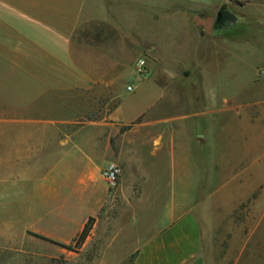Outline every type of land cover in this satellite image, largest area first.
<instances>
[{
    "label": "crops",
    "instance_id": "1",
    "mask_svg": "<svg viewBox=\"0 0 264 264\" xmlns=\"http://www.w3.org/2000/svg\"><path fill=\"white\" fill-rule=\"evenodd\" d=\"M227 2L0 0V199H6V203L13 201L15 193L28 192L29 186L45 185L48 181L58 186H77L78 180L88 181L106 167L107 164H76L78 136L88 133L85 127H78V94L86 95L98 85L108 87L122 70L125 56L139 42L122 24L134 25L142 16L150 24H157L160 18L184 16L188 43L181 57L193 58L181 59L177 66H195L204 72L203 58L208 52H221L222 40L227 39L229 47L237 45L236 33H224L222 25L226 22L216 21L218 11ZM259 2L251 0V9H262ZM228 13L233 17L229 23L235 25L240 21L238 15ZM141 44L148 48V63L155 68L165 66L172 58L168 53L162 54V43L157 37L139 42L135 48L140 50ZM121 102L115 110L120 125L135 121L154 104L124 118ZM189 119H193L192 115L151 122L157 128L149 131L154 136L149 154H161L158 181L155 177L157 188L146 200L152 202L148 208L155 219L137 237L131 264H249L245 261L247 254H235L233 238L227 242L215 240L210 226L206 228L200 217L214 184L222 186L221 191L230 185L227 195L220 192L218 199L234 207L247 199L248 193H242L239 186L253 184L250 172L252 164L257 163L253 161L254 154L258 164L264 165V155L256 153L264 143V124L254 132L249 120L243 122L240 130L248 129L245 145L230 155L227 163L218 159L214 172L224 164L240 166L233 169L231 176L218 177L213 173L208 176L204 164L191 166L184 156V164L178 160L179 148L191 149L189 138L197 137V151L207 152L208 143L204 141L209 142V132L200 128L192 136ZM139 125L144 124L136 123L122 133L121 145L125 146L127 141V146L118 156L123 173L118 192L125 201H143L145 194L138 166L142 164V154L134 151L131 139L140 133L141 145L144 142ZM214 135L212 132L213 138ZM212 148L216 151L214 145ZM97 184L102 186L101 181ZM259 261L264 264V257Z\"/></svg>",
    "mask_w": 264,
    "mask_h": 264
},
{
    "label": "rangeland",
    "instance_id": "2",
    "mask_svg": "<svg viewBox=\"0 0 264 264\" xmlns=\"http://www.w3.org/2000/svg\"><path fill=\"white\" fill-rule=\"evenodd\" d=\"M227 1L226 10L238 15L240 21L235 25L228 21L220 24L226 22L222 25L224 33H236L237 45L232 48L227 39L222 40L221 52L215 55L208 52L203 58L206 59L204 72L195 66H177L181 59L193 58L181 57L188 43L184 16L160 18L157 24H150L142 16L136 24L122 26L133 32L139 42L157 37L162 43V54L168 53L172 58H168L165 66L155 68L148 63V48H142L141 44L140 50L136 49L139 45L136 42L125 56L122 70L115 74L108 87L98 85L86 95L78 94V127H85L88 133L78 136L76 164L104 165L113 161L122 169L118 156L127 146V141L125 146L121 145L122 133L136 123L144 124L139 125L144 132L142 145L140 133L131 138L134 151L142 154V164L138 166L145 192L143 201H125L118 192L120 182L114 190L106 189L101 170L88 181L78 180L77 186H58L51 181L29 186L28 192L15 193L13 201L6 203V199H0V264H131L137 237L142 236L147 224L155 219L148 208L152 202L146 200L157 188L155 177L160 173L161 154H149V144L154 139L149 131L157 128L151 122L168 118L180 120L192 115L193 119H189L191 135L197 134L200 128L209 132V142L204 141L208 143L207 152L197 151V137L189 138L191 149H178L181 164H184V156L191 166L204 164L208 176L213 173L218 177L231 176L233 169L240 166L224 164L214 172L218 159L226 162L245 145L248 129L240 130L245 120L252 123L254 132L260 131L259 125L264 124V22L260 23L264 21V0H260L262 9L258 10L251 9V0ZM243 5L245 7L241 8ZM248 19H253V23ZM139 59L148 66L145 78H138L134 71ZM130 84L136 89L127 94L124 89ZM120 102L124 118H131L147 105L154 104L135 121L120 125L115 115ZM256 153L264 155V143ZM256 158L254 154L253 161L257 163L252 164L250 172L253 184L239 186L242 193H248L247 199L234 207L218 199L220 192L227 195L230 185L221 191L222 186L214 184L200 217V222L207 224L206 228L210 226L215 240L233 238L235 254H247L245 261L249 264H260L259 260L264 257V165L258 164ZM241 159L242 164L246 163L244 157ZM89 217L93 218L92 229L77 249L67 250L32 235L73 245Z\"/></svg>",
    "mask_w": 264,
    "mask_h": 264
},
{
    "label": "built area",
    "instance_id": "3",
    "mask_svg": "<svg viewBox=\"0 0 264 264\" xmlns=\"http://www.w3.org/2000/svg\"><path fill=\"white\" fill-rule=\"evenodd\" d=\"M135 74L138 78H145L148 74V66L144 62V60L139 59L135 63L134 68ZM134 85H127L125 87V92H133ZM101 177L103 178L108 190H114L117 188L120 177H121V167L119 164L111 161L108 162L106 167L101 172Z\"/></svg>",
    "mask_w": 264,
    "mask_h": 264
},
{
    "label": "trees",
    "instance_id": "4",
    "mask_svg": "<svg viewBox=\"0 0 264 264\" xmlns=\"http://www.w3.org/2000/svg\"><path fill=\"white\" fill-rule=\"evenodd\" d=\"M231 1V0H230ZM92 224H93V218L89 217L84 226L82 227L80 233L78 234L77 238L74 240L73 245H67V244H62L57 241L51 240L49 238H46L44 236L38 235V234H32L34 237H37L41 240L47 241L49 243H52L53 245H56L58 247L67 249V250H73L79 248L87 239L89 236V233L92 229Z\"/></svg>",
    "mask_w": 264,
    "mask_h": 264
},
{
    "label": "flooded vegetation",
    "instance_id": "5",
    "mask_svg": "<svg viewBox=\"0 0 264 264\" xmlns=\"http://www.w3.org/2000/svg\"><path fill=\"white\" fill-rule=\"evenodd\" d=\"M218 16H216V21L218 23L222 22V21H232L233 17L231 15L228 14V11L226 10V8L222 7L219 11H218Z\"/></svg>",
    "mask_w": 264,
    "mask_h": 264
},
{
    "label": "water",
    "instance_id": "6",
    "mask_svg": "<svg viewBox=\"0 0 264 264\" xmlns=\"http://www.w3.org/2000/svg\"><path fill=\"white\" fill-rule=\"evenodd\" d=\"M229 14V13H228ZM219 14L217 13V16H218ZM230 15V14H229Z\"/></svg>",
    "mask_w": 264,
    "mask_h": 264
}]
</instances>
